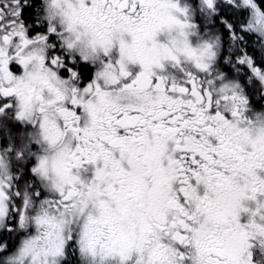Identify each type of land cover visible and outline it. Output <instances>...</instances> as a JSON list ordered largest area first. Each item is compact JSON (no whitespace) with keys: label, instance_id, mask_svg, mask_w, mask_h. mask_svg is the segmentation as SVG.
Instances as JSON below:
<instances>
[{"label":"snow or ice","instance_id":"6c2138e0","mask_svg":"<svg viewBox=\"0 0 264 264\" xmlns=\"http://www.w3.org/2000/svg\"><path fill=\"white\" fill-rule=\"evenodd\" d=\"M0 264H264V0H0Z\"/></svg>","mask_w":264,"mask_h":264}]
</instances>
